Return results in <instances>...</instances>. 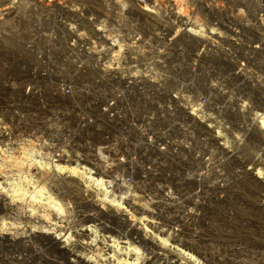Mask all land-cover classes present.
I'll list each match as a JSON object with an SVG mask.
<instances>
[{"label":"built area","instance_id":"built-area-1","mask_svg":"<svg viewBox=\"0 0 264 264\" xmlns=\"http://www.w3.org/2000/svg\"><path fill=\"white\" fill-rule=\"evenodd\" d=\"M256 72H264V0L7 1L0 88L9 97L0 114L19 118L30 105L50 129L82 138L94 148L92 174L118 204L106 203L113 226L82 227L87 241L77 229L50 240L9 214L0 264L108 262L98 232L168 224L196 234L229 186L251 175L264 190L263 162L255 170L247 159L258 146L264 161V97L247 82ZM63 245L95 252L78 257Z\"/></svg>","mask_w":264,"mask_h":264},{"label":"rangeland","instance_id":"rangeland-1","mask_svg":"<svg viewBox=\"0 0 264 264\" xmlns=\"http://www.w3.org/2000/svg\"><path fill=\"white\" fill-rule=\"evenodd\" d=\"M7 1L10 3V0H0V7ZM247 82L257 85L264 97V72L248 76ZM4 96L9 97L8 89L0 88V107L3 108L5 103L1 97ZM25 108L19 118L8 116L4 110V115L0 114V221L11 212L17 219L36 221L41 234L50 232L53 236L68 238L75 235L76 229L82 237L86 235V231L81 233L85 230L82 227L92 220L113 226L112 212L106 203L117 205L118 199L106 198L107 186L92 174L97 173L90 165L95 164L91 157L94 148H86L80 137L68 136L52 126L50 129L45 121L35 118V113L29 114L30 105ZM37 143L41 145L42 159L35 151ZM247 159L255 170L261 168L258 161L264 164L258 155V146L248 149ZM52 160L54 165L78 163L85 168H81L78 175H67L48 166ZM248 177L246 183L229 186V191L223 193L227 201L219 204L214 218L206 219L196 234H182L169 229L168 224L166 227L154 225L144 233L138 230L125 234L98 232L97 236H102L107 244L97 253L103 252L104 256L108 253L112 258L103 263L96 260V264H264V190L252 181L251 175ZM126 193L127 189L121 186L117 196ZM31 196L35 203L28 199ZM45 198L61 206L64 215L59 216L54 208L44 204ZM41 215H46L47 220L40 222ZM53 224L61 229L51 231L49 227ZM43 226L44 229H38ZM45 236L54 239L52 235ZM120 236H126L125 240L131 236L133 241L121 246ZM63 246L78 257L95 252L82 246ZM62 253L66 257L65 251Z\"/></svg>","mask_w":264,"mask_h":264},{"label":"bare ground","instance_id":"bare-ground-1","mask_svg":"<svg viewBox=\"0 0 264 264\" xmlns=\"http://www.w3.org/2000/svg\"><path fill=\"white\" fill-rule=\"evenodd\" d=\"M3 107V106H2ZM4 115V114H3ZM39 122H41L40 120H39ZM44 123V122H43ZM45 124V123H44ZM48 127V126H47ZM53 128V127H52ZM51 128V129H52ZM54 129V128H53ZM84 145V144H83ZM23 155H24V153H22ZM59 157H61L60 155H59ZM52 162H54L53 160L50 162V164L51 165H48V166H53L54 168H56V169H58L60 172H63L64 174H67V175H78L79 173H81V168H85V167H81V166H78V163H76V165H71V164H59V165H54V164H52ZM56 162V161H55ZM39 165H40V163H39ZM80 171V172H79ZM91 174V173H90ZM98 179H99V177H98ZM100 181H102V184H105V183H103L104 181L103 180H101V179H99ZM38 192L36 193V196H38ZM25 198H27L26 196H24ZM20 199H22V198H20ZM28 199L30 200V201H33V203H35V199L31 196V197H28ZM45 200H46V202L44 203V204H46V205H49L50 207L49 208H54V210L57 212V214L59 215V216H63L64 215V212H63V208L61 207V206H58V204H56V203H53V202H51L50 200H48L47 198H45ZM53 210V209H52ZM10 214L14 217L15 215L13 214V213H11L10 212ZM49 214V213H48ZM34 215H35V213H34ZM15 219H17L16 218V216L14 217ZM18 220V219H17ZM43 220H47V217H46V215H41L40 216V218H39V221L41 222V221H43ZM35 223H36V221H35ZM35 223H33V222H31L30 224H32V229L33 230H35V228L37 227V226H35ZM37 224V223H36ZM48 226H49V224H47ZM45 228V226H43V227H40V228H38V229H44ZM50 229H51V231H54L55 232V230L56 229H61V228H59V227H57V225L56 224H53V225H51L50 227H49ZM64 228V227H63ZM37 229V228H36ZM81 231H84V230H81ZM38 232H39V230H38ZM40 233V232H39ZM42 233H44V231L42 232ZM46 233H50V232H46ZM45 233V234H46ZM50 235H51V233H50ZM54 238H56V239H63V240H65V241H68L69 240V238L68 237H63L62 235H60V237H57V236H55L54 235ZM46 241H49L48 239H45ZM189 258H191V256L189 257Z\"/></svg>","mask_w":264,"mask_h":264}]
</instances>
